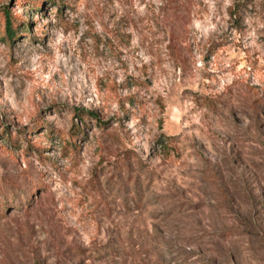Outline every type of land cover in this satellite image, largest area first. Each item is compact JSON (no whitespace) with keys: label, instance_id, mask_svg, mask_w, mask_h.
I'll return each mask as SVG.
<instances>
[{"label":"rangeland","instance_id":"1","mask_svg":"<svg viewBox=\"0 0 264 264\" xmlns=\"http://www.w3.org/2000/svg\"><path fill=\"white\" fill-rule=\"evenodd\" d=\"M42 1L0 0V264H264V0Z\"/></svg>","mask_w":264,"mask_h":264},{"label":"trees","instance_id":"2","mask_svg":"<svg viewBox=\"0 0 264 264\" xmlns=\"http://www.w3.org/2000/svg\"><path fill=\"white\" fill-rule=\"evenodd\" d=\"M13 4H26L28 8H32L34 11H38L41 9L43 1L42 0H14ZM25 20H22L19 16L14 15L10 9V7L4 6L0 8V32L2 34V38L8 42H13L17 35L22 32V27L25 24ZM73 122L72 127L70 130V135L74 139H77L79 135L83 132L82 129L78 127L77 122L75 121L78 119L84 127L87 125V120L89 119H95L96 125L100 128H104L107 125V122L102 121L97 114H95L93 111H88L85 109L75 108L73 109ZM45 128H48V131L51 130V127L48 123H46ZM32 132V131H30ZM27 135H30L31 133L27 132ZM68 148L76 149L74 143H67L65 145ZM36 150H39L38 147H35ZM41 156L42 153H40ZM31 187V186H30ZM31 190V189H30ZM5 206L6 203L3 201V203H0V206Z\"/></svg>","mask_w":264,"mask_h":264}]
</instances>
